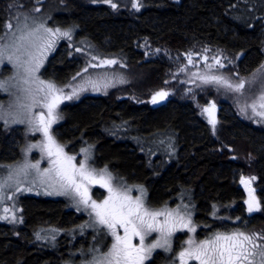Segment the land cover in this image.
Here are the masks:
<instances>
[{"label": "trees", "instance_id": "obj_1", "mask_svg": "<svg viewBox=\"0 0 264 264\" xmlns=\"http://www.w3.org/2000/svg\"><path fill=\"white\" fill-rule=\"evenodd\" d=\"M235 1L138 0L141 7L136 10L132 8V1L124 6L121 0H113L117 4V8L113 9L101 0H45L43 7L52 5L49 11L54 16L52 23L58 18L65 19L80 28L79 34H87L96 42H105L114 50L128 51L134 64L138 63L136 60L140 56L133 50V43L139 39H147L156 46L175 52L183 65L187 64V53L191 52L192 59L196 61V56H202V46L215 45L232 61L226 71L247 79L259 73L264 66V22L259 38L258 28L255 23L252 24L253 18L251 20L249 15L235 9ZM243 3L244 7L249 3L251 6L256 0H243ZM16 8L13 3L0 1V30L1 26L5 30V18H9ZM62 48L60 46L51 56L43 71L44 77L58 83L66 81L78 69V60L71 58L68 51ZM137 67L150 76L141 83L142 86L163 89L168 71L164 63L153 61ZM187 89L188 93L194 91L191 87ZM233 99L236 101V98ZM64 110L67 119L58 129L61 139L71 144L74 142V145L81 138L95 144L101 163L129 184L141 185L147 190L150 207L175 205L191 195L200 209L196 217L202 218L204 210L212 203H218L216 205L220 209L221 202L236 199L235 208L231 205V210L238 211L239 217H242L245 211L240 208L241 191L234 183V176L237 171L255 176L262 210L252 217L247 231L264 234L263 128L239 116L237 120L226 116L219 125L220 131L214 135L210 126L198 117L193 103L186 100L170 99L164 105L153 108L129 101L96 98L65 106ZM120 119L135 124L142 139L165 131L175 133L178 141L175 160L165 168V160L160 161L158 157L152 159L151 164L150 156L146 157L144 150L142 152L138 146L129 141L116 143L105 137L103 130L108 123ZM20 140L19 130L7 131L0 125L1 162L18 158ZM157 161H160L158 165ZM21 206L24 224L17 231L18 237L8 226L0 225V264H63L69 258L71 243L67 242L68 236L60 238L54 250L44 251L38 250L43 249L42 246L37 248L33 244V232L46 223L67 232L83 218L68 210L62 200L27 196L22 198ZM223 216L228 217V213ZM224 220L221 218L220 222L214 218L206 222L203 232L198 231L199 235L212 233L218 227L220 231H225L233 223ZM171 254L159 252L149 264H168Z\"/></svg>", "mask_w": 264, "mask_h": 264}, {"label": "rangeland", "instance_id": "obj_2", "mask_svg": "<svg viewBox=\"0 0 264 264\" xmlns=\"http://www.w3.org/2000/svg\"><path fill=\"white\" fill-rule=\"evenodd\" d=\"M0 1L3 3L10 2L17 6L16 11L10 14L9 18H5V30L2 29V26L0 30V37H2L0 38V48L4 50V56L0 59V82L4 84L3 88H0V106H2L0 107V116L4 118L0 119V125L7 131L19 130L21 138L18 158L13 161H0V166H2L0 167V177L7 178L10 171L13 173V179L9 181L13 187L6 188L2 193L12 198L4 199L3 202L0 203V225L8 226L12 232L15 233L14 236L18 237L17 231L20 229V226L24 224L23 208L21 206L22 198L29 196L42 199L62 200L68 207V210L75 212L83 219L79 218L81 220L75 225H72V229H69L67 232H65V229L52 227L47 223L42 224L33 232V241L37 243V246L43 244L49 246L51 245L49 243L50 240L60 233H65L71 240V246L68 250L69 258L65 259L63 264H91L93 258H99L102 253H106L111 248L114 239L107 233V230L103 228V226L94 222V217L89 215L90 209H85L83 205L77 204L78 198H73L70 195L56 194L52 188L41 183V180L44 178L40 175V172L49 167L48 160L47 158L42 159L43 154L39 148H33L30 151L28 149L31 144H41L44 141V137L42 132L33 131L34 124L28 121L33 119L35 113L40 111L46 112V110L35 107L32 109L31 113H29L21 107L23 104L31 103V98L24 89L34 91L37 87V84L33 83L31 80L29 83L25 84L21 79L24 73L23 69L19 67V64L30 59L25 53V49H27V52L40 57L39 47L43 45L46 39H52L54 43L44 55L40 57L41 67L35 73V76L40 80L55 83L58 88L63 89L66 95H71L72 90L76 89V95L73 96L72 99H65L59 104L56 110L59 119L52 125L51 133L56 141L64 146L67 154L76 156L77 164L84 161L85 156H87V163L91 165V167L97 170L107 167V165H104V163H101L98 159L95 144L82 138L77 144L74 145V142L71 144L72 142L61 139V134L58 130L67 119L66 110H64L65 106L77 104L85 99L109 98L116 102L129 101L135 105H147L153 108L164 105L170 99L177 101L186 100L193 103L198 117L210 126V130L214 135L220 131L219 125L223 123L224 117L226 116L235 120H237V116H239L240 119L252 122L254 126L264 129V119L254 116L251 109L246 108V105L258 101V98L264 94V67L256 75L247 79H242L232 71H226L230 64H232V61L229 55L215 45L202 46L200 49L202 56L195 57V59L200 61L193 60L192 64H189L187 61V64L183 65V63H180V57H178L175 52L156 46L147 39L134 41L133 50L139 52L140 57L136 60V62H138L137 64L135 63L136 66H133L135 64L130 59L128 51L114 50L109 48L108 44L105 42H96L87 34H79L80 28L69 22L67 23L65 19L58 18L52 23L51 20H53L54 16L49 13L52 5L48 4L47 7L44 8L43 1L45 0H40L39 3L37 0ZM129 1L133 3L135 0H121V4L127 6L126 4ZM248 1L250 2V0ZM243 4V0H236L233 5L235 9L247 14L246 16L249 15L251 20L253 18L252 24H256L260 35L259 38H261L263 33L262 24L264 22V0H256V3L251 6L250 3L245 7ZM37 8L39 11L36 10ZM4 21L5 20H3L2 25ZM243 22L242 20V23ZM9 23L12 24L11 30L7 28ZM40 25L44 27L40 28ZM44 28H50L53 31L56 29H60L61 32L68 31L71 38L69 39L59 34L49 37V34L44 31ZM35 29H39V31L36 32L35 36L31 39L34 40L36 46H31L30 41H21L18 39L19 36L32 32ZM60 46H63V51H68L71 58L77 59L79 65H77V71L63 83H58L53 79L43 76V71L47 67L49 59L57 52ZM203 53L208 55H203ZM94 56L97 57V59L93 60L92 58ZM205 56L208 58L207 61L204 59ZM9 57H11V60ZM213 57L219 59L225 66L221 68L216 65ZM102 60H115L117 63L110 66L105 65L103 67L89 66L90 64L98 65ZM153 61L162 62L168 68L165 81H163V85H165L163 89L161 87L141 85V83L150 79V76H147L146 73L137 66H145L146 63ZM208 65H212V67L209 68ZM85 68H87L86 72L84 71ZM181 69H184V71H181ZM193 73H198L199 75H221L229 79L233 84L241 80H244L246 83L245 87L240 92H235L216 84H204L197 76H193ZM173 75H175L174 78H172ZM74 77L75 79H73ZM189 87L194 91L188 93L187 88ZM161 90L167 91L169 95L158 103L152 104V95ZM193 93L196 94L193 95ZM198 97L201 98L198 99ZM233 98H236V101ZM212 102L216 104V119L218 121L214 132L212 126L208 123L207 114L202 111L204 107H207L208 104ZM242 108H246V111L242 112ZM21 120L24 122H17ZM106 128L105 131L103 130V135L105 137L115 140L116 143L119 141H129L138 146L139 150H144L146 157H151H149L151 164L152 159L158 157L160 161L163 159L165 160H163L165 162L163 167L165 168L177 157L178 141L175 133L171 131L152 134L142 139L140 138V132L136 125L125 119H120L117 122L112 120L108 123ZM82 149H87V153L83 152ZM37 161H40V172L35 169H28L27 171L30 173L28 176H24L23 174L19 176L15 175L20 166L36 163ZM160 161H157L156 165H158ZM107 169L114 178V184L119 181L126 187L131 188L130 195L133 198L141 195L140 189L142 188L144 190L143 199L146 204L149 205L147 201V190L144 187H141V185H131L126 180L113 173L109 167H107ZM241 175L246 176L242 171H237L235 173L234 183L241 191L240 199L242 200V206L239 207L245 211V215L243 214L242 217H239L238 211L233 212V209L231 210L232 206L235 208L233 204H235L236 199H232L227 203L221 202L219 205L222 208L220 209L218 205H216L218 203H212L204 210L202 218L196 217L200 209L197 201L191 195H189V199L185 201L181 199L175 205L164 204L156 208L151 207L157 210L164 207L168 209H184L186 207L191 213V219L193 225L196 227V231L194 233L186 229L176 231L170 238L171 251H166L163 247L157 248L152 251L151 255L144 261V264H149V262L153 260L154 255L159 252H162L164 255L172 253L171 262L168 264H173L178 253L182 250V246L187 247L185 242L189 238H194L199 242L211 236L213 232H222L218 227L213 229L212 233H204L203 236L199 235V232H203V228L207 224L206 222H210L214 220V218L220 222L221 218H225L224 221L233 223L231 226H227L228 230L240 229L248 234H253L247 230H249L248 226L253 221L251 220L252 217L257 212L248 213L247 211V205L244 201L248 197L246 189L239 183ZM17 180L19 183H17ZM256 183L257 179L253 182L252 187L256 190V196L260 200ZM17 187L21 190L15 191ZM49 192H52V194L49 195ZM90 194L93 199L99 202L107 196V190L101 188L99 185H92L90 186ZM5 208L9 209V211L5 212ZM226 213H228V217L223 216V214L226 215ZM3 217H7V219H3ZM237 217L240 219L237 220ZM119 231L122 234V229ZM158 235V233H152L151 236L146 238V243L153 241ZM133 242L138 243V239L134 238ZM258 261L259 257H257V262ZM176 264H179L178 260H176ZM189 264H197V262L190 261Z\"/></svg>", "mask_w": 264, "mask_h": 264}, {"label": "snow or ice", "instance_id": "obj_3", "mask_svg": "<svg viewBox=\"0 0 264 264\" xmlns=\"http://www.w3.org/2000/svg\"><path fill=\"white\" fill-rule=\"evenodd\" d=\"M37 2L39 3L40 0H37ZM101 2L109 4L113 9L117 8V4L113 3V0H101ZM132 7L139 10L141 5L136 0L132 3ZM36 10L39 11L38 8ZM43 27V25H40V28ZM7 28L11 30L12 24L9 23ZM38 31L39 29H35L19 36L18 39L30 41L31 46H36L31 38ZM44 31L49 34V37L59 34L71 38L68 31L61 32L60 29L53 31L50 28H44ZM53 43L54 41L50 38L44 41L43 45L39 47L40 57ZM25 53L30 59L19 64L24 73L21 79L25 84L31 80L37 84V87L34 91L24 89L28 92L31 103L23 104L21 107L29 113L35 107L46 110V112L35 113L33 119L28 121L34 124L33 131L42 132L44 137L41 144H31L28 150L39 148L43 154L42 159L47 158L49 167L40 172V161L24 164L19 167L15 175L28 176L30 173L27 170L35 169L44 178L41 180L42 184L52 188L56 194L78 198L77 204L83 205L85 209H90L89 215L94 217V222L103 226L114 239L111 248L106 253H102L99 258H93L91 264H144L152 251L157 248L163 247L166 251H171L170 238L176 231L186 229L194 233L196 227L193 225L191 213L186 207L184 209H168L167 207L158 210L152 209L143 199L144 190L142 188L140 189L141 195L133 198L130 195L131 188L126 187L119 181L116 184L113 183L114 178L107 167L100 170L91 167L87 163V156H85L84 161L77 164L76 156L65 152L64 146L60 145L52 135L51 128L59 119L56 111L59 104L65 99H72L76 95V89L72 90L71 95H66L63 89L58 88L55 83L38 79L35 73L41 67L40 57L27 52V49H25ZM3 56L4 50L0 48V59ZM9 59L11 60V57ZM92 59L95 60L97 57L94 56ZM187 59L189 64L193 63L191 52L187 53ZM204 59L207 61L208 58L205 56ZM213 59L219 67L225 66L219 59L215 57ZM116 63L115 60H102L98 65L90 64L89 66L103 67ZM208 67L211 68L212 65H208ZM84 71L86 72L87 68ZM181 71H184V69H181ZM193 76H197L204 84H216L235 92H240L246 83L241 80L233 84L221 75L193 73ZM3 86V82H0V88H3ZM168 95L167 91H157L152 95L151 103L156 104ZM246 108H250L254 116L264 119V94L258 98V101L246 105ZM246 108H242L241 111L245 112ZM202 111L207 114L208 123L212 126L214 132L218 123L215 102L209 103ZM3 118V116H0V119ZM17 122L23 123L24 121ZM82 151L87 153L88 150L82 149ZM12 179L13 173L11 171L7 178L0 177V203L4 199L12 198L2 194L6 188L13 187L9 183ZM255 180V176L246 177L241 175L239 178L240 185L247 191L248 198L244 203L247 205L248 213L262 210L261 202L256 196V190L252 187ZM17 183H19L18 180ZM92 185H99L101 188L106 189L107 196L99 202L93 199L90 194V186ZM20 190L18 187L15 189V191ZM48 194L51 195L52 192ZM4 211L7 212L9 209L5 208ZM3 219H7V217H3ZM236 219L239 220L240 218L237 217ZM120 229H122V234L119 231ZM152 233H158L159 235L153 241L146 243V238L151 236ZM134 238L138 239V243L133 242ZM185 243L187 247L182 246V250L176 257L179 264H189L190 261H196L197 264H264V234H248L240 229H226L223 232H213L211 236L199 242L194 238H189ZM257 257H259L258 262ZM176 260L173 261V264H176Z\"/></svg>", "mask_w": 264, "mask_h": 264}, {"label": "flooded vegetation", "instance_id": "obj_4", "mask_svg": "<svg viewBox=\"0 0 264 264\" xmlns=\"http://www.w3.org/2000/svg\"><path fill=\"white\" fill-rule=\"evenodd\" d=\"M62 237H64V238H66V234L65 233H63V234H59L58 236H56V237H54L52 240H50L49 241V243L51 244V245H49V246H47V245H40V246H42V248L43 249H38V250H54L55 248H56V246H57V244H58V241L60 240V238H62ZM67 239V242L68 243H70V240L68 239V237L66 238ZM33 244L36 246L37 245V243L35 242V241H33ZM70 245V244H69ZM39 246V247H40ZM37 248H38V246H36ZM48 247V248H47ZM47 248V249H46ZM44 250V251H45ZM157 254V253H156ZM155 254V255H156ZM154 255V256H155Z\"/></svg>", "mask_w": 264, "mask_h": 264}]
</instances>
